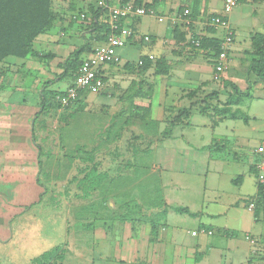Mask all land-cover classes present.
Listing matches in <instances>:
<instances>
[{
	"label": "crops",
	"instance_id": "1",
	"mask_svg": "<svg viewBox=\"0 0 264 264\" xmlns=\"http://www.w3.org/2000/svg\"><path fill=\"white\" fill-rule=\"evenodd\" d=\"M113 1L151 9L162 20H123L132 37L117 51L120 63L102 67L100 93L83 91L65 109L48 104L49 92L69 86L70 78L63 82L69 77L65 61L81 48L80 60L86 59L99 46L92 25L108 22L105 0H52V27L32 44L37 57H7L1 65L0 246L20 245L0 248V264H36L55 248L29 254L42 236H14L13 221L19 216L23 223L29 205L40 203V196L29 202V193L38 190L43 149L37 134L50 112L67 113L64 128L70 137L93 138L85 148L88 158L80 161H92L84 175L100 178L89 183L95 190L86 199L99 209L100 215L93 211L96 224L86 223L84 236H64V260L52 264H264V213L248 209L258 194L256 165L264 159V80L248 71L254 58L251 39L264 36V0H239L229 15L233 44L222 84L213 79L210 51L191 42L196 36L222 38L223 31L208 24L221 13L222 0ZM184 11L191 18L187 28L180 18ZM140 60L143 69L137 66ZM225 82L241 92L248 89L231 109L238 114L219 120L210 112L201 115L198 106L210 94L217 96L208 101L212 106L225 102ZM195 90L196 98L186 97ZM194 102L188 124L172 127L162 140L166 117ZM240 114L248 117L246 123ZM95 192L103 194L98 202ZM130 203L141 220H123Z\"/></svg>",
	"mask_w": 264,
	"mask_h": 264
},
{
	"label": "trees",
	"instance_id": "2",
	"mask_svg": "<svg viewBox=\"0 0 264 264\" xmlns=\"http://www.w3.org/2000/svg\"><path fill=\"white\" fill-rule=\"evenodd\" d=\"M140 4V1H137ZM97 10L93 15L98 18ZM55 15L52 11V0H0V72L1 65L7 57H15L25 59L27 57H37V54L32 50V44L34 40L41 34L47 32L54 22ZM93 30V42L97 44H103L107 37L111 34V29L108 22H96L92 25ZM192 40H198L200 48L210 51V55L213 59L216 58L219 51V41L204 39L201 37H192ZM253 60L249 65V73L264 80V36L255 35L251 39ZM85 48H81L73 52L69 59L65 61L66 72L65 75L69 76L71 80L77 72L78 67L81 64L80 55ZM145 61L142 60V65L138 66L139 69L145 68ZM224 89L229 90L227 98L224 103L217 106H212L208 103L209 100L216 99V94H210L202 99L200 106H198V112L201 115H209V112L214 114L215 120L223 119L225 117H235L238 112H232V107L239 104V102L248 96V89L245 92H241L234 84L224 83ZM63 92V91H62ZM62 92H49L48 101L51 103L49 107L58 109L59 106L55 103L54 98L56 95ZM79 92L78 95H80ZM187 98L192 99L197 97V91L188 92ZM79 98V97H78ZM78 100V99H77ZM74 102L73 106L77 102ZM197 105L196 102L190 104L186 109L179 111L177 114L169 115L166 117V123L168 128L162 132L160 138L166 139L171 134V128L176 125L188 124L192 109ZM239 118L246 123L248 117L240 114ZM214 120V121H215ZM40 165V162H39ZM90 173L76 179L75 183L77 188H80V194L76 195L79 200H86L93 194L94 188L88 187L89 183L96 184L100 181L97 175L91 178ZM92 180V182H90ZM258 185V194L249 203H253L255 214L259 212L264 213V184ZM93 189V190H92ZM248 203V204H249ZM130 205V207H129ZM127 207L128 211L124 216L125 221L141 220L140 216H136V208L134 204L130 203ZM178 213L191 214L186 208H175ZM154 229L155 227L152 226ZM64 247H55L50 251L44 252L37 259L36 264H52V261L63 262L64 260ZM56 264V263H54Z\"/></svg>",
	"mask_w": 264,
	"mask_h": 264
},
{
	"label": "rangeland",
	"instance_id": "3",
	"mask_svg": "<svg viewBox=\"0 0 264 264\" xmlns=\"http://www.w3.org/2000/svg\"><path fill=\"white\" fill-rule=\"evenodd\" d=\"M228 70L227 67L221 75L220 84ZM68 81L69 77L63 82ZM72 81L70 80L68 84L71 85ZM66 117L67 113L57 112H50L45 116L44 124L40 129L41 133L37 134V141L43 149V167L39 183L36 187L34 185V188L38 190L35 193H29V202L40 196V203L38 205L34 202L29 205L28 214L22 217L23 223L18 220L19 216L14 217L13 220L14 236H42L32 242L29 254L33 256L53 247H65L64 236H84L87 231L84 229L86 223L95 222L96 224V215H100L95 205L76 198V195L80 194V188H76L74 185L76 183L71 182L75 176L76 179L84 176V166L92 165V161L85 162L80 159H85L89 155L85 148H91L93 138L85 140V137H70L68 130L64 128ZM142 163H148V160ZM99 195V198H94L96 202L100 201L103 194L95 192L94 196ZM93 211L96 215H93ZM19 245L16 242L12 245L0 246V248L10 249Z\"/></svg>",
	"mask_w": 264,
	"mask_h": 264
},
{
	"label": "built area",
	"instance_id": "4",
	"mask_svg": "<svg viewBox=\"0 0 264 264\" xmlns=\"http://www.w3.org/2000/svg\"><path fill=\"white\" fill-rule=\"evenodd\" d=\"M113 0H105L108 6V24L111 29V34L107 37L103 44L93 48L90 56L81 61L80 66L74 76V79L61 94L54 98L55 103L60 109H65L74 104L79 97V92H89L92 94L100 93L105 87V82L102 74V67L104 65H117L120 63V57L117 51L128 44V40L132 37V32L122 26L123 20L130 17L154 16L158 17L151 9L134 7L132 4L124 5H110ZM239 0H222V10L218 15L213 16L208 24L211 28L220 29L223 31V36L220 39L219 51L214 59L213 65V79L219 81L221 75L228 67V54L233 44V30L229 23V15L238 6ZM80 20L85 19V15L79 16ZM181 22L187 28L191 24L190 13L184 11L181 15ZM144 41L148 42L149 37H144ZM195 46H199L198 40H192ZM150 60L152 56L148 57ZM138 66L142 65V61L137 62ZM257 182L264 184V159H261L256 165ZM248 209L253 211V203L248 204ZM210 234V233H208ZM195 235V232L192 233ZM249 239V237H247Z\"/></svg>",
	"mask_w": 264,
	"mask_h": 264
}]
</instances>
